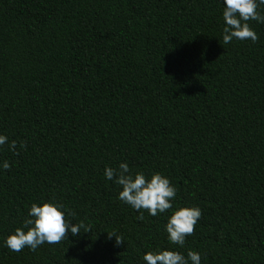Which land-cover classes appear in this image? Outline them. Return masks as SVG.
Returning a JSON list of instances; mask_svg holds the SVG:
<instances>
[{"label":"trees","instance_id":"trees-1","mask_svg":"<svg viewBox=\"0 0 264 264\" xmlns=\"http://www.w3.org/2000/svg\"><path fill=\"white\" fill-rule=\"evenodd\" d=\"M222 11V0H0V134L18 149L0 151L11 165L0 264H146L157 249L264 264V24L249 21L255 43L225 45ZM121 162L166 175L173 210L199 206L183 247L167 240L171 211L117 198L103 172ZM33 202L63 203L85 229L10 251Z\"/></svg>","mask_w":264,"mask_h":264},{"label":"clouds","instance_id":"clouds-1","mask_svg":"<svg viewBox=\"0 0 264 264\" xmlns=\"http://www.w3.org/2000/svg\"><path fill=\"white\" fill-rule=\"evenodd\" d=\"M222 4L223 44L227 45L234 39L255 43L258 36L249 21L264 24V14L261 13L264 0H222ZM5 146L9 152L18 154L17 142L0 134V151ZM19 147L24 148V143L21 142ZM10 167L8 160L0 161V171L9 170ZM103 175L107 181L120 186L117 198L137 212L141 209L147 210L150 216L155 217L171 211L164 229L167 240L172 245L184 246L186 237L194 232L202 211L199 206H181L173 210L177 189L166 175L160 172L150 176H146L144 172L133 173L127 162H121L117 168L106 166ZM72 215L74 214L63 203L33 202L27 209L22 226L5 237L4 245L13 252H20L25 248L36 251L45 243H59L69 232L75 236L81 233V229H85V225L83 222L74 224L66 219ZM140 218H143L142 215ZM88 231L90 229L84 232ZM108 235L115 237L117 244L122 242L119 236ZM143 261L146 264H201V254L189 250L185 256L172 249H157L146 252Z\"/></svg>","mask_w":264,"mask_h":264}]
</instances>
